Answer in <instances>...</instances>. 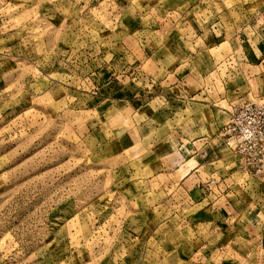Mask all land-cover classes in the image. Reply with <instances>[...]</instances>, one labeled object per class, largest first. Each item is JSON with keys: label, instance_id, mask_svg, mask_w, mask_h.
<instances>
[{"label": "rangeland", "instance_id": "1", "mask_svg": "<svg viewBox=\"0 0 264 264\" xmlns=\"http://www.w3.org/2000/svg\"><path fill=\"white\" fill-rule=\"evenodd\" d=\"M263 57L264 0H0V264L198 262L186 242L212 239L186 219L199 205L177 215L161 162L176 164L175 130L264 103ZM174 69L200 71L181 80L202 82L195 99L158 89ZM235 154L250 174L234 190L264 212V176ZM258 219L233 264H264Z\"/></svg>", "mask_w": 264, "mask_h": 264}, {"label": "crops", "instance_id": "2", "mask_svg": "<svg viewBox=\"0 0 264 264\" xmlns=\"http://www.w3.org/2000/svg\"><path fill=\"white\" fill-rule=\"evenodd\" d=\"M191 37L193 38H183V41L189 42L195 46L198 39H200L202 43L201 46L204 48L210 46V40L208 41L204 36L196 37L192 35ZM230 43H232L231 40ZM230 48L232 47L230 46ZM234 53L235 52H232L230 56H226L225 58L230 59L234 56ZM251 55H253V53ZM191 72L194 74L195 79H198V76L201 75L200 71L193 72L190 70L189 73H184V75L180 76L176 75V69L173 71L164 70V78L162 80L168 79L171 76L170 79L172 82L163 84L162 81L158 89L161 91H167L168 89L176 92L179 91L182 93L181 96L183 98L191 96L189 99H195V94L203 87L202 82L191 92H188L190 88L185 87V85L182 84L183 82H181V80L184 79L183 77L185 75H190ZM163 86H168L169 88ZM203 91L204 90L201 89L200 92ZM180 101L185 102L184 99ZM186 102L189 103L188 101ZM191 103L200 104V102ZM222 120L221 122L216 119L215 130H213L212 133L203 132L197 134V126L195 127V125L192 126L193 129H189V134L187 133L186 135L179 133V130H175L174 137L176 138V144L173 147L174 149H170L169 152L172 151L176 154V164H174V160L172 162L163 161L160 167L161 174L166 177L165 182L160 183V188H172L173 194L171 199H176V197H174V192L181 193L179 197L180 199L182 198V201H179V204H184H180L179 208L175 209L177 215L183 213V210H189L199 205V210L192 214H187L186 219L189 220V224L193 226H195V224L203 225L208 229V237L213 240L209 241L208 239L206 240L207 243H204L205 241H200L199 244L194 240L186 242L187 245L185 249L188 254L185 256H187L188 260L191 261V259H193L192 261H194L195 259H199V261L194 264H233L234 260L228 257V253L236 255L237 250L239 251L241 247L234 246L233 243L235 242L231 243L232 237L235 235L251 236L255 232L257 233L260 231V222L259 219L256 221V217L264 216L263 211L251 210L249 209L250 206H246V204L253 201L251 198L242 196L234 190V186L238 184L241 178H245V180L249 181L250 172L248 167L240 162V160H238L239 157L227 146L226 138H223L219 134L221 126L226 122L225 116ZM187 122L189 121L187 120ZM198 127L200 126L198 125ZM220 147L225 148L227 152L224 154L218 152L221 151L217 149ZM228 159H230L229 162ZM189 163L191 164L187 165ZM177 171H182V174L176 175ZM238 176L239 178H237ZM257 178L260 179L258 183L263 186L264 177ZM245 180L238 184L243 191L246 190L244 185L248 183L245 182ZM247 194L250 195L248 192ZM184 207L187 208L183 209ZM228 236L229 239L227 240ZM246 241L252 242L253 239L250 238ZM197 255L198 259L196 257L192 258V256ZM242 259L244 260V258H240L239 263L243 262ZM191 264H193V262H191Z\"/></svg>", "mask_w": 264, "mask_h": 264}, {"label": "built area", "instance_id": "3", "mask_svg": "<svg viewBox=\"0 0 264 264\" xmlns=\"http://www.w3.org/2000/svg\"><path fill=\"white\" fill-rule=\"evenodd\" d=\"M219 134L227 138V145H231L229 139L234 136L237 143L235 153L249 165H255L253 175L264 176V103L233 105Z\"/></svg>", "mask_w": 264, "mask_h": 264}]
</instances>
